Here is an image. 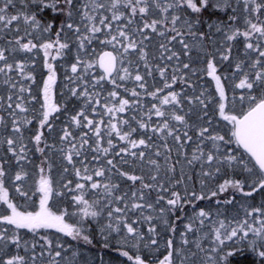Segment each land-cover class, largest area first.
<instances>
[{"label":"snow or ice","instance_id":"snow-or-ice-1","mask_svg":"<svg viewBox=\"0 0 264 264\" xmlns=\"http://www.w3.org/2000/svg\"><path fill=\"white\" fill-rule=\"evenodd\" d=\"M0 264H264V0H0Z\"/></svg>","mask_w":264,"mask_h":264}]
</instances>
